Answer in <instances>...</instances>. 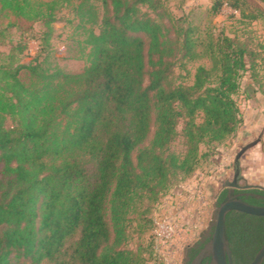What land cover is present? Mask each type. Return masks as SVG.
<instances>
[{
    "label": "trees",
    "instance_id": "1",
    "mask_svg": "<svg viewBox=\"0 0 264 264\" xmlns=\"http://www.w3.org/2000/svg\"><path fill=\"white\" fill-rule=\"evenodd\" d=\"M167 2L82 0L75 13L88 65L69 72L49 67L56 7L0 0L1 18L15 14L44 28L26 63L28 43H14L13 24L0 27V264H149L160 200L238 133L236 97L246 74L247 97L259 93L260 53L224 30L202 33ZM224 7L240 24L264 17L248 0H213L208 15ZM202 57L210 66L183 82L177 68L189 75L187 64ZM147 234V246L130 247ZM226 237L233 264H251L264 244V217L230 212Z\"/></svg>",
    "mask_w": 264,
    "mask_h": 264
},
{
    "label": "rangeland",
    "instance_id": "2",
    "mask_svg": "<svg viewBox=\"0 0 264 264\" xmlns=\"http://www.w3.org/2000/svg\"><path fill=\"white\" fill-rule=\"evenodd\" d=\"M69 3L56 4L57 0H30L33 11L47 12L56 7L58 17L54 26L49 51V67L59 68L69 72L82 71L88 65V59L82 54L83 41L86 38L83 29L79 28V18L75 8L82 0H69ZM253 8L264 12V0H248ZM213 0H168L170 11L177 17L188 16L194 26L200 28L203 33L207 28H213L215 35L224 30L231 37L238 36L241 41H251L253 48L260 53L258 61V77L255 88L259 93L247 97L245 91L251 82L249 74L242 79V94L236 97V101L243 116V125L235 137L219 145L214 154L205 159L194 176L174 189L169 195L164 196L156 206L154 212L153 234L155 240V254L149 264H185L186 253L189 247L194 246L202 239L214 222L216 214L215 202L226 182H231L234 177V160L236 154L243 146L256 141L264 133V17L251 25L240 24L239 14L224 7L222 12L211 18L208 9ZM99 7V5H97ZM235 14L236 17H233ZM8 23L14 26L10 28V37L17 43L26 41L28 50L23 58L24 62H30L39 51V41L34 39L35 34L43 32L42 25L22 19L15 14H9L5 18L0 17V27ZM203 35V34H202ZM8 51V47L1 48ZM41 56L40 60L45 58ZM210 66L207 58H200L187 64L190 74L177 68V73L182 76L185 83L193 82V75L197 67ZM22 80L27 84H33L35 79L26 71L21 73ZM182 130V125L180 126ZM264 141V135L262 136ZM177 151L183 150L182 140L175 145ZM261 143L257 144L242 157L244 164L243 179L241 185H254L249 168H254L259 175L264 173V155ZM202 152H206L202 148ZM249 176V178H248ZM248 178V179H247ZM255 186V185H254ZM161 226V230H160ZM135 236L130 247L137 249L139 243L147 246L151 241V234L140 240ZM68 264L63 259L60 263L44 262L43 264Z\"/></svg>",
    "mask_w": 264,
    "mask_h": 264
},
{
    "label": "water",
    "instance_id": "3",
    "mask_svg": "<svg viewBox=\"0 0 264 264\" xmlns=\"http://www.w3.org/2000/svg\"><path fill=\"white\" fill-rule=\"evenodd\" d=\"M254 142L243 146L240 151L236 154L234 160V177L231 182H226L225 186L230 187L231 191L234 189H241L240 182L243 179L242 174V157L246 154L248 150L253 148L259 143H263L262 136ZM245 188H259L264 190V187L254 186V185H246ZM242 212L245 214L264 217V207L250 205L246 202H243L239 199H233L226 201L219 205L216 209V214L214 217V230L212 233L211 240L207 245L206 249L195 259L193 264H201L203 258L206 255H210L212 259V264H233L232 260V251L230 248V243L226 237V218L227 215L232 212ZM264 262V244L259 252L256 254L255 258L251 262V264H263Z\"/></svg>",
    "mask_w": 264,
    "mask_h": 264
},
{
    "label": "flooded vegetation",
    "instance_id": "4",
    "mask_svg": "<svg viewBox=\"0 0 264 264\" xmlns=\"http://www.w3.org/2000/svg\"><path fill=\"white\" fill-rule=\"evenodd\" d=\"M247 184L241 185V189H234L231 191L230 187H227L224 185V187L221 189L220 193H224V198L226 201L233 200V199H239L243 202H246L250 205L264 207V190L259 188H245ZM219 193V194H220ZM219 198V195L217 199ZM225 201V202H226ZM219 204V201L216 200L215 207L217 208ZM262 204V205H261ZM212 229L209 228V230L202 236V239L198 241L194 246L189 247L186 253V261L185 264H193L195 259L206 249L207 245L209 244L212 234ZM195 252H198L197 255L194 256ZM194 256V257H193ZM201 264H212V259L210 255H206Z\"/></svg>",
    "mask_w": 264,
    "mask_h": 264
},
{
    "label": "crops",
    "instance_id": "5",
    "mask_svg": "<svg viewBox=\"0 0 264 264\" xmlns=\"http://www.w3.org/2000/svg\"><path fill=\"white\" fill-rule=\"evenodd\" d=\"M262 146H264V141L262 143ZM262 153H263L262 154V156H263L264 155V147H263ZM242 168H244V164H242ZM249 170L252 172L251 177L254 180V185L264 187V173H263V175H259L258 173L255 172L254 168H249ZM243 172H244V169H242V173ZM248 178H249V176H248ZM210 224H211V226H210V228H211L212 223H210Z\"/></svg>",
    "mask_w": 264,
    "mask_h": 264
},
{
    "label": "built area",
    "instance_id": "6",
    "mask_svg": "<svg viewBox=\"0 0 264 264\" xmlns=\"http://www.w3.org/2000/svg\"><path fill=\"white\" fill-rule=\"evenodd\" d=\"M160 230H161V226H160Z\"/></svg>",
    "mask_w": 264,
    "mask_h": 264
}]
</instances>
